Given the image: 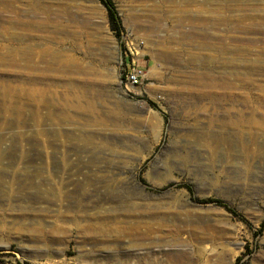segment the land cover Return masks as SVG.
<instances>
[{
  "label": "rangeland",
  "instance_id": "rangeland-1",
  "mask_svg": "<svg viewBox=\"0 0 264 264\" xmlns=\"http://www.w3.org/2000/svg\"><path fill=\"white\" fill-rule=\"evenodd\" d=\"M110 2L0 0V264H264V0Z\"/></svg>",
  "mask_w": 264,
  "mask_h": 264
},
{
  "label": "trees",
  "instance_id": "trees-1",
  "mask_svg": "<svg viewBox=\"0 0 264 264\" xmlns=\"http://www.w3.org/2000/svg\"><path fill=\"white\" fill-rule=\"evenodd\" d=\"M103 6L106 8L107 13H108V19L110 23L111 30L118 33L119 32V20L116 14V11L113 7V4L110 2V0H99ZM215 202L218 206L223 207L228 213L234 215V212L228 208L226 205L219 201H211ZM239 259L236 260V264H238Z\"/></svg>",
  "mask_w": 264,
  "mask_h": 264
},
{
  "label": "built area",
  "instance_id": "built-area-1",
  "mask_svg": "<svg viewBox=\"0 0 264 264\" xmlns=\"http://www.w3.org/2000/svg\"><path fill=\"white\" fill-rule=\"evenodd\" d=\"M140 71L136 70L135 68L128 70L124 75V81L126 84L130 86H136L139 84L140 79Z\"/></svg>",
  "mask_w": 264,
  "mask_h": 264
},
{
  "label": "bare ground",
  "instance_id": "bare-ground-1",
  "mask_svg": "<svg viewBox=\"0 0 264 264\" xmlns=\"http://www.w3.org/2000/svg\"><path fill=\"white\" fill-rule=\"evenodd\" d=\"M189 1H193V0H189ZM22 79H23V80H26L27 78L24 79V77H23ZM31 80H32V81H37V80L40 81L41 78H40V77H39V78L35 77V80H34V78H31ZM41 81H42V80H41ZM96 205H97V204H95L94 207H96ZM74 221H75V226H76L78 229L83 230V232H84V230H86V229H88V228H89V229H94V226H93V225L89 227V226H85V225H83V224L78 223V222H77V218H75ZM101 228H102V227H101ZM101 228H100V226H99V227H95L96 230H100V231H101ZM53 229H54V228H52V230H53Z\"/></svg>",
  "mask_w": 264,
  "mask_h": 264
},
{
  "label": "crops",
  "instance_id": "crops-1",
  "mask_svg": "<svg viewBox=\"0 0 264 264\" xmlns=\"http://www.w3.org/2000/svg\"><path fill=\"white\" fill-rule=\"evenodd\" d=\"M173 264H194V261L190 256H179L178 258H176Z\"/></svg>",
  "mask_w": 264,
  "mask_h": 264
},
{
  "label": "water",
  "instance_id": "water-1",
  "mask_svg": "<svg viewBox=\"0 0 264 264\" xmlns=\"http://www.w3.org/2000/svg\"><path fill=\"white\" fill-rule=\"evenodd\" d=\"M130 70V69H129Z\"/></svg>",
  "mask_w": 264,
  "mask_h": 264
}]
</instances>
